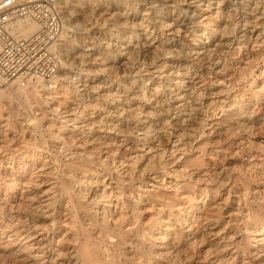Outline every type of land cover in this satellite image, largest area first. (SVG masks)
Returning a JSON list of instances; mask_svg holds the SVG:
<instances>
[{"label":"bare ground","instance_id":"6f19581e","mask_svg":"<svg viewBox=\"0 0 264 264\" xmlns=\"http://www.w3.org/2000/svg\"><path fill=\"white\" fill-rule=\"evenodd\" d=\"M62 13L59 74L2 88L0 110L73 149H19L0 114V264H264V0Z\"/></svg>","mask_w":264,"mask_h":264},{"label":"built area","instance_id":"2783aa9c","mask_svg":"<svg viewBox=\"0 0 264 264\" xmlns=\"http://www.w3.org/2000/svg\"><path fill=\"white\" fill-rule=\"evenodd\" d=\"M62 1L0 0V90L34 80L50 82L59 74ZM23 20L35 23L37 32L29 37L13 35L10 25Z\"/></svg>","mask_w":264,"mask_h":264},{"label":"rangeland","instance_id":"374dc122","mask_svg":"<svg viewBox=\"0 0 264 264\" xmlns=\"http://www.w3.org/2000/svg\"><path fill=\"white\" fill-rule=\"evenodd\" d=\"M72 26H76V24L73 23ZM69 35H72V32H70ZM135 64H136V62H135ZM75 65H77V66H75V68L73 69L74 73L71 74V76H70L71 79L70 78L67 79L68 82L69 81L72 82L73 78H76V77L78 78L80 76V71L79 70L81 69L80 66H82V65H81V63H77ZM138 65L139 64H136V66H138ZM113 75H115V76H113ZM113 75H111L110 78H113L112 80L114 82L120 81L119 79H121V77H122L121 73H118V74L114 73ZM102 77L104 79H107L106 76L104 77L102 75ZM116 80H118V81H116ZM80 89L82 90L83 87H80ZM79 98H80L79 100H81L82 97H79ZM4 103H5V105H4ZM4 103H3V105H4L3 106V110H2V112L0 110V114H3L5 117H9V119L11 121L10 125L13 127L12 128L13 132H16V133H12L14 135L11 134V136L9 138L12 139V138L15 137L14 140L17 141V143H18L17 147L19 149H23L24 150V149H27V148L30 149V147L33 148V149H35L36 146L37 147H41V150H44V152L45 151L49 152L51 155L54 154L53 157L57 158L59 164H61V162L62 163L65 162V160H66L65 157L67 156V153L69 152L67 150L70 149V148L73 149V141H74V137L73 136H75L74 134L70 135L71 138L70 137L66 138L69 141L68 140L65 141V139H55L54 140L53 138H51L50 133L47 130V127L43 126V125H40V123H38L37 121H36L37 123H35L33 126L32 125L28 126L29 123H30L28 118L32 119V117H30L28 115L29 113L27 111H25V109H22V107L17 102L16 103L14 102L12 104V102L10 103L9 101L6 100V101H4ZM84 108H85V105H83L80 108V111H81V109L83 110ZM89 112L91 113V111H89ZM110 112L112 113V115H111V113L105 114V115H109L108 116V121L114 120V118L116 120L117 114L113 113L112 111H110ZM139 116L140 115H138V117ZM134 117H137V116L134 115ZM73 118L70 117V119H73ZM27 119H28V121H27ZM40 126H43V127L41 128ZM21 127L24 128L25 130L24 129L20 130ZM25 131H27L26 136H24L25 134H23V132H25ZM77 138H80V136H78ZM9 143H12V142L9 141L8 144H6V146H8V145L12 146V144H9ZM61 148H63V149H61ZM65 148H66V150H65ZM63 152L66 153V154H64ZM61 153H62V155H61Z\"/></svg>","mask_w":264,"mask_h":264}]
</instances>
